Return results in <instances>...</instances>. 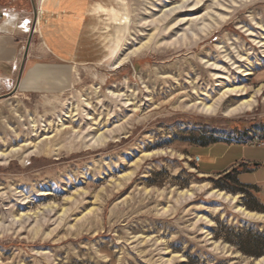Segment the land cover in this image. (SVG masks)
Wrapping results in <instances>:
<instances>
[{
    "label": "rangeland",
    "instance_id": "1",
    "mask_svg": "<svg viewBox=\"0 0 264 264\" xmlns=\"http://www.w3.org/2000/svg\"><path fill=\"white\" fill-rule=\"evenodd\" d=\"M35 3L33 57L16 89L30 34L21 30V58L0 79V152L59 150L0 158V264H264V220L237 210L264 214V88L234 116L224 109L248 94L214 115L183 107L213 102L216 75L249 93L264 84L253 42L264 41V0ZM13 4L33 24L32 0ZM233 61L253 73L239 76ZM108 130L115 138L95 143ZM196 183L207 186L182 194Z\"/></svg>",
    "mask_w": 264,
    "mask_h": 264
},
{
    "label": "bare ground",
    "instance_id": "2",
    "mask_svg": "<svg viewBox=\"0 0 264 264\" xmlns=\"http://www.w3.org/2000/svg\"><path fill=\"white\" fill-rule=\"evenodd\" d=\"M239 0H230V2H232L233 4H235L236 2H238ZM242 2H250V1H253V0H240ZM96 2V1H95ZM201 2V0H200ZM198 3V1H197ZM101 3H96L94 5H97L99 6ZM180 6H176L174 7L173 9H176V8H179ZM222 19L226 20L228 19L227 16L225 15H222L221 16ZM7 22L8 21H5L3 25H7ZM15 24V23H14ZM3 26L0 27V29L2 28ZM261 28H262V31H264V25H261ZM246 31H249V35H254L253 34V31H250L249 29H245ZM2 31V29H1ZM206 31V30H204ZM262 39H264V37H262ZM254 44L257 45L258 47H261L262 48V52H263V56H264V41L262 40H258L257 38H255L253 40ZM143 47V46H141ZM221 48H223V46H221ZM137 50L133 49L131 50L130 52H127L126 54L122 55L119 57L118 61H117V65H120L121 63L127 61L131 56H133L134 54H136ZM120 52V49L119 47L117 48H114L113 50V53L116 54V56L118 55V53ZM222 52H225V49L222 50ZM224 56L226 57V60L228 61H232V57L229 55V53H226L224 54ZM242 57V56H240ZM249 58L248 57H243L242 58V61L244 60H248ZM207 67H210L212 69H217V64H215V62H208L206 61L205 62ZM233 65V67L237 70L236 72L238 73L239 76H242V77H246L248 75H251L253 72H252V68H250L248 65V67L246 66V68L240 66L239 64H235V61H233L231 63ZM116 65V66H117ZM251 67H253V65H251ZM215 75V74H213ZM216 78H221V82L217 83L216 85H220L221 86V89H220V94L219 96L213 101V102H206V101H202V100H194V101H190V102H185V104L183 105V107H186V108H189V109H195L199 112H201L202 114H205V115H214L216 114L219 110H220V106L222 104V101L224 99H226L227 97H230V96H242V95H245V94H248L247 97H244L242 98L237 104L233 105V106H229L227 108L224 109V114L227 115V116H234V115H238V114H241V113H244L246 111H251L254 109V107L256 106L257 104V99L256 97L258 95H261V90L264 88V84L261 86V87H258L256 90L252 91L249 93V88H247V86L245 85H237L235 84V82L232 80V83L230 84L229 82H226L225 79H228L229 78H226L222 75H216ZM195 87V92H198L196 89L197 87L196 86H193ZM116 95V94H114ZM118 96V94L116 95ZM131 98H126V101L124 102L126 105H130V104H133ZM142 105V103H138L134 106L133 110H137V109H140V106ZM182 107V106H181ZM74 117V116H73ZM34 124H33V127L35 126V120L32 121ZM124 127H118L116 129V131H120L122 130ZM37 130V129H36ZM38 133H36L37 135ZM17 135V134H16ZM35 135V134H33ZM115 131L114 130H108L106 132H100L98 133V135L96 136L95 138V143H105L107 141H109L110 139H113L115 138ZM59 148H50V150L48 149V144H45L42 148L38 146V144H34V147L32 150L25 153V149H24V146L22 147H12L8 152H0V158H7L9 156H17V157H20V158H24V157H27L29 154L31 153H34V152H58ZM151 154V152H146L145 153V156H149ZM144 159V156H141L139 157L135 162H134V169H132L131 171H128L126 172L125 174H123L119 180L116 182L117 186H121L125 181H127L128 179H130L133 174H134V170L135 168L139 167L141 161ZM207 185L206 183H196L195 185H193L191 187V189H187L186 191L182 192V194H185V195H193L194 192L196 190H202L203 188H205ZM210 194H214L216 195L218 198L222 199L223 201H232L234 202L237 198V196L235 195H231L230 193H227L223 190H218V189H214V190H211L209 192ZM237 210L239 211H242L244 215L248 216V217H253V218H258V219H262L264 220V214L263 213H258V212H254V211H249L247 209H245L244 207L242 206H237Z\"/></svg>",
    "mask_w": 264,
    "mask_h": 264
},
{
    "label": "crops",
    "instance_id": "3",
    "mask_svg": "<svg viewBox=\"0 0 264 264\" xmlns=\"http://www.w3.org/2000/svg\"><path fill=\"white\" fill-rule=\"evenodd\" d=\"M14 1L15 0H0V27L3 26L1 28L2 31L0 29V79L1 80L12 75L13 68L18 64V61L21 58V46L23 43V38L21 33L22 31L18 27V22L10 20L9 22H7V25H3L4 22L7 21V19L1 18L2 13L10 12L12 15H18L19 20L30 17V15L25 9L18 8L17 4L14 5L13 4ZM35 32L33 36L35 35ZM32 48H33V44L31 40L28 50L29 51L28 59H27L28 62L33 57L34 49ZM24 80L25 78L23 79V81Z\"/></svg>",
    "mask_w": 264,
    "mask_h": 264
},
{
    "label": "water",
    "instance_id": "4",
    "mask_svg": "<svg viewBox=\"0 0 264 264\" xmlns=\"http://www.w3.org/2000/svg\"><path fill=\"white\" fill-rule=\"evenodd\" d=\"M32 3H33V8H34V21H33V24L31 26V31H30V34H29V38L27 40V45L25 47L24 54H23V59H22V63H21L19 74H18V78H17L16 89H17V87H19V85L21 83V80H22L23 71H24L25 64H26L27 57H28L29 45L31 43L32 36H33V34L35 32V26H36V22H37L38 12H37V7H36L35 0H32ZM254 165L258 166L259 163H255Z\"/></svg>",
    "mask_w": 264,
    "mask_h": 264
},
{
    "label": "built area",
    "instance_id": "5",
    "mask_svg": "<svg viewBox=\"0 0 264 264\" xmlns=\"http://www.w3.org/2000/svg\"><path fill=\"white\" fill-rule=\"evenodd\" d=\"M3 19H7L9 22L11 21H17L18 22V27L24 32L28 33L31 31V26H32V20L30 17L28 18H23L19 20L18 15H12L10 12H3L2 13Z\"/></svg>",
    "mask_w": 264,
    "mask_h": 264
}]
</instances>
